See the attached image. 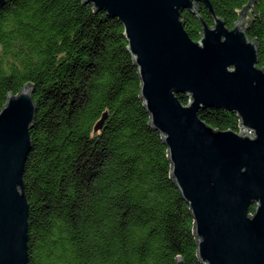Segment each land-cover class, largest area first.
<instances>
[{"label": "trees", "instance_id": "obj_1", "mask_svg": "<svg viewBox=\"0 0 264 264\" xmlns=\"http://www.w3.org/2000/svg\"><path fill=\"white\" fill-rule=\"evenodd\" d=\"M211 2L233 28L250 0ZM198 12L214 24L205 4ZM182 18L198 41V18ZM247 20L264 69V0ZM128 46L122 23L85 0H6L0 9V110L27 84L37 106L24 174L29 264H201L190 206ZM199 117L240 132L237 114L206 109Z\"/></svg>", "mask_w": 264, "mask_h": 264}, {"label": "water", "instance_id": "obj_2", "mask_svg": "<svg viewBox=\"0 0 264 264\" xmlns=\"http://www.w3.org/2000/svg\"><path fill=\"white\" fill-rule=\"evenodd\" d=\"M255 1L228 28L211 0H85L125 28L150 123L168 147L173 180L195 221L201 264H264V69L246 26ZM5 3L0 0V9ZM199 3L207 6L212 26ZM185 11L202 24L198 41L185 28ZM34 92L25 85L0 110V264H29L24 174L37 113ZM206 109L237 114L240 132L207 124L199 117ZM176 264L186 262L178 257Z\"/></svg>", "mask_w": 264, "mask_h": 264}]
</instances>
